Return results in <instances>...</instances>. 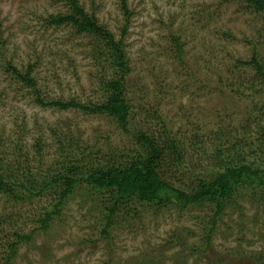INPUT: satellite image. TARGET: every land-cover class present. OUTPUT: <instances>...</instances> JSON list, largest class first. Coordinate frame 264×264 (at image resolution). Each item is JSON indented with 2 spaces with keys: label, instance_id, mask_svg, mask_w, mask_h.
Segmentation results:
<instances>
[{
  "label": "rangeland",
  "instance_id": "374dc122",
  "mask_svg": "<svg viewBox=\"0 0 264 264\" xmlns=\"http://www.w3.org/2000/svg\"><path fill=\"white\" fill-rule=\"evenodd\" d=\"M126 2L128 21L119 0H79L116 38L127 24L122 39L130 65L124 81L131 107L128 129L163 141L167 131L190 156L184 171L171 169L168 175L192 182L212 169L199 154L202 143L236 127L243 117L218 88L234 94L240 110L264 105L261 78L238 62L256 51L264 63V21L235 0ZM68 9L60 0H0V158L6 174L44 170L66 134L79 147L103 151L118 152L134 143L105 116L39 106L32 89L7 69L6 61L21 71L31 66L46 97L100 99L97 69L88 56L90 36L45 21ZM173 36L182 44L181 56ZM65 144L66 150L75 149ZM251 192L239 190L238 206L218 217L208 245V208L174 204L137 206L139 212L127 219L119 214L105 238L100 233L105 211L83 187L67 198L47 229L38 218L52 197L21 202L0 194V237L30 234L17 246L13 264H252V256L264 252V187L255 197Z\"/></svg>",
  "mask_w": 264,
  "mask_h": 264
},
{
  "label": "trees",
  "instance_id": "16d2710c",
  "mask_svg": "<svg viewBox=\"0 0 264 264\" xmlns=\"http://www.w3.org/2000/svg\"><path fill=\"white\" fill-rule=\"evenodd\" d=\"M60 1L69 7L68 11L50 15L45 21L55 27L71 25L77 34L90 36L88 56L92 66L97 69L100 99L82 102L76 98L46 97L39 92L31 66L21 71L6 61L7 69L22 80L27 88L32 89L34 102L39 106L105 116L114 121L123 134L130 135L134 143L118 152L111 148L103 151L88 146L79 147L66 134L58 140L59 154L52 158L53 162L47 164L44 170L34 173L30 169L22 170L17 175L6 174L0 158V194L21 202L45 195L52 197L51 205L38 218L41 227L47 229L67 198L77 189L88 188L105 211V222L100 232L105 238L112 226L119 222L118 215H122L123 219L135 217L139 212L137 206L174 204L180 209L208 208L211 214L204 236V242L208 245L218 217L227 207L237 205L239 190H252L251 196L255 197L256 189L264 187V105L253 107L251 112L245 108L240 110L235 95L218 88L225 103L234 105L243 117L239 125L223 129L219 137L209 138L199 148V154L211 161L209 174H197L189 183L172 181L169 171H184L186 159L190 158L179 142L170 137L167 131L164 132L166 140L163 141L146 131L131 132L128 129L131 107L125 96L124 81L130 65L122 39L127 24L121 27L120 37L116 38L114 33L99 23L94 14L85 11L79 0ZM119 1L128 21L130 11L127 2ZM235 1L264 21V0ZM172 40L176 52L181 56L183 50L180 40L176 36ZM238 62L253 68L264 84V63L259 60L256 51L249 60ZM66 142H70L69 148H75L74 152L66 150ZM38 147L39 141L36 142L37 152ZM3 237H0V264H13L17 246L30 240V234L15 231L11 237ZM252 264H264V252L253 255Z\"/></svg>",
  "mask_w": 264,
  "mask_h": 264
}]
</instances>
